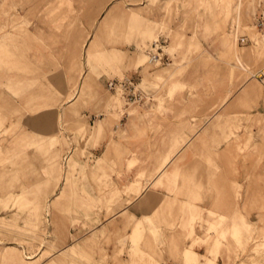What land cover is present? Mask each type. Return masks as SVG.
<instances>
[{
  "label": "rangeland",
  "instance_id": "obj_1",
  "mask_svg": "<svg viewBox=\"0 0 264 264\" xmlns=\"http://www.w3.org/2000/svg\"><path fill=\"white\" fill-rule=\"evenodd\" d=\"M35 20L55 29L35 33L30 30ZM235 50L245 69L234 60ZM157 52L168 55L172 63L154 62L151 54ZM45 53L47 58L36 60ZM69 54L75 61L70 69L60 63ZM69 71L75 76L65 77ZM189 71L194 75L190 91L195 92L191 95L196 106L181 121H194L191 131L196 133L206 121L205 132L211 131L227 148L234 147L236 159L261 172L259 179L252 180L261 190L264 0H0V264H25L35 256L29 264H162L158 253L162 232L151 217V226L143 220L133 222L130 236L125 227L92 232L103 210L106 217L118 210L126 217L128 211L123 210L126 191H112L116 164L109 162L103 170L98 155L89 151L102 138L95 139L96 126L89 121L96 125L111 121L113 136L123 135L121 121H156L159 113L168 110L164 108L168 99L178 103L186 99L180 92L186 88L182 78ZM125 78L145 94L153 92L154 101L148 106L142 105L147 99L128 103L122 90L110 89V81ZM204 89L208 96L224 89L221 99L213 100L205 111L200 105ZM67 100L71 102L63 108ZM39 122H55V135L37 131L44 128L37 127ZM65 131L73 136V151ZM188 141H178V147ZM169 160L170 165L172 156L163 166ZM130 192L137 193L135 188ZM56 195L52 212L72 216V226L83 223L89 230L78 247L76 242L70 247H77L76 253L68 250L70 255L57 253L50 245L46 208L48 198ZM30 199H41L42 205ZM196 213L180 224L184 248L198 251L219 238L220 251L235 245L233 264L264 262V219L262 225L245 226L243 233L238 228L230 232L225 229V216L211 225L202 210ZM174 227L173 222L166 224L170 230ZM144 232L149 236L142 237ZM43 237L49 240L45 246ZM11 244L26 250L8 248ZM161 245H172V240ZM220 255L222 251H208L200 264H218Z\"/></svg>",
  "mask_w": 264,
  "mask_h": 264
},
{
  "label": "crops",
  "instance_id": "obj_2",
  "mask_svg": "<svg viewBox=\"0 0 264 264\" xmlns=\"http://www.w3.org/2000/svg\"><path fill=\"white\" fill-rule=\"evenodd\" d=\"M84 28L88 29L87 26ZM38 29L51 33L55 27L35 20L30 30L39 34ZM65 31H68L67 28ZM153 45L157 46L158 42H154ZM67 52L69 53V50ZM44 56L47 58L46 53L38 54L36 60L44 59ZM162 57L164 60L162 63L167 65L172 63L168 62L170 59L168 55ZM74 62L70 54L60 61L69 69ZM74 76L73 71L65 74V77ZM192 77L194 75L192 76L189 71L182 78L184 79L182 84L186 88L180 93L185 95L186 99L182 103L170 102L168 99L164 104V108L168 110L163 114L159 113L156 121H121L123 135L114 136L110 132L111 121H98L97 125L95 121H89L91 125L95 124L92 127L96 126L95 139L102 137L100 143L89 151L98 155L96 161H100L103 170L109 162L116 164L115 171L111 173L115 184L112 191L113 193L126 191L123 194L125 199L123 210L128 211L126 217H122L119 210L106 217V210H103L101 221L92 227V232L101 231L106 226L109 227V232L123 230L125 227L126 234L130 236L133 234V222H141L146 217H151L158 223L157 227L162 232L158 243V253H162L163 258L162 264H184V261L185 264H200V257L208 251L215 254L222 251V255L217 260L218 264H233L237 252L233 243L231 247L222 248L221 251L222 241L219 238L210 247L199 246L197 248L199 252L193 247L184 248V236L180 224L191 221L200 209L204 220L209 221L211 225L219 217L225 216L227 221L225 229L230 232L238 228L243 233L245 226L257 223L262 225L260 219H264V187L260 190L252 182L259 179L261 172L255 171L253 165L249 163L245 165L242 160L236 159L238 155L234 147L227 148L226 144L219 142L218 137L211 131L205 132L206 121L198 133L191 131V123L194 121H181L188 119L195 110L196 105L191 95L195 92L190 91ZM64 89L69 91L66 86ZM223 90L218 89L214 95L210 93L209 96L205 89L200 91L201 110L205 111L213 100H220ZM163 93L167 94L166 91ZM146 96L147 100L142 105L148 106L154 101L153 92H147ZM63 124L66 127L65 121ZM38 126H44L43 129H37L43 135H55L57 130L55 122L50 124L39 122ZM64 133L72 141V134L69 131ZM184 139L189 140L188 144L178 147V141L183 142ZM81 142H83L82 139ZM74 147L75 144L72 141V151ZM170 156L173 159L171 164L169 165L170 159L163 166L166 157ZM134 188L137 193H128ZM58 195H56L57 198L50 197L47 200L48 232L53 237L50 245L56 248L57 253L62 250L61 254L70 255L68 250L76 253L79 242L85 238L89 230L83 227V223L72 226V216L71 218L52 212ZM30 201L36 205H42L41 199H30ZM209 216L211 219H206ZM171 222L175 225L172 230L166 228V224ZM206 228L207 225H205ZM143 236L149 235L144 232ZM43 239L46 241L42 246H45L49 240L46 237ZM165 239L167 241L171 239L172 245H161ZM75 242L77 247L71 249ZM188 243L190 245V242ZM12 247L26 250L25 246L21 248L16 244L8 246V248ZM113 247V244L109 247V254L113 251ZM96 253L97 251L94 252V257L97 260L99 256ZM35 257L29 258L25 264L34 262ZM52 258L54 257H50Z\"/></svg>",
  "mask_w": 264,
  "mask_h": 264
},
{
  "label": "built area",
  "instance_id": "obj_3",
  "mask_svg": "<svg viewBox=\"0 0 264 264\" xmlns=\"http://www.w3.org/2000/svg\"><path fill=\"white\" fill-rule=\"evenodd\" d=\"M157 50L159 51V49ZM160 54V52L151 54L154 62L163 60ZM109 87L110 89L122 90L127 96L128 103L136 104L147 99L145 92L141 89H137V85L130 78H126L123 81L112 80L109 82Z\"/></svg>",
  "mask_w": 264,
  "mask_h": 264
},
{
  "label": "bare ground",
  "instance_id": "obj_4",
  "mask_svg": "<svg viewBox=\"0 0 264 264\" xmlns=\"http://www.w3.org/2000/svg\"><path fill=\"white\" fill-rule=\"evenodd\" d=\"M234 60L236 61V63H237L238 65H240L242 68L245 69V67L243 66V63H242V59H241V57H240V55H239V53H238L237 50L234 51ZM239 91H240V90L238 89V90H236V91L232 94V96H231L232 99L235 98V97L237 96V94H238ZM231 97L228 98V99L226 100L225 103H223L224 105L222 106L221 109L215 111V112L212 114V116H211V120H212V119H215L214 117H217V115L219 114V112H221L222 109L226 106V104L231 100ZM69 102H71V100H67V101L65 102L63 108L67 107L68 104H69ZM227 106H228V105H227ZM219 108H220V107H219ZM209 119H210V118H209ZM209 121H210V120H209ZM186 145H187V144H186ZM144 223H145V225H148V226H151V225H152V222H151V220H150L148 217L145 218ZM25 254H27V252H25Z\"/></svg>",
  "mask_w": 264,
  "mask_h": 264
}]
</instances>
